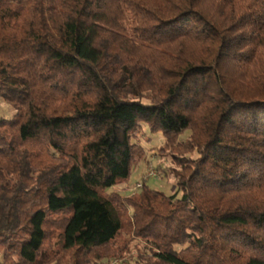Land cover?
Returning a JSON list of instances; mask_svg holds the SVG:
<instances>
[{
    "label": "trees",
    "instance_id": "1",
    "mask_svg": "<svg viewBox=\"0 0 264 264\" xmlns=\"http://www.w3.org/2000/svg\"><path fill=\"white\" fill-rule=\"evenodd\" d=\"M0 101V264H264V0H0Z\"/></svg>",
    "mask_w": 264,
    "mask_h": 264
},
{
    "label": "rangeland",
    "instance_id": "2",
    "mask_svg": "<svg viewBox=\"0 0 264 264\" xmlns=\"http://www.w3.org/2000/svg\"><path fill=\"white\" fill-rule=\"evenodd\" d=\"M12 113L13 111L10 107L0 101V116L9 118ZM139 140L145 149L144 158L139 160L133 167L128 182L119 184L109 191L118 193L124 197L131 196L137 193L138 190H133V188H135L134 186L144 182L148 186L160 190L165 194H172L175 191L173 180L171 176L164 171L165 166L168 164V160L156 155L157 148L162 142L160 135L150 136L144 131L143 136ZM151 171L153 173L152 175L149 173ZM127 260L128 258L126 257H116L109 262L102 261L98 264H126Z\"/></svg>",
    "mask_w": 264,
    "mask_h": 264
},
{
    "label": "built area",
    "instance_id": "3",
    "mask_svg": "<svg viewBox=\"0 0 264 264\" xmlns=\"http://www.w3.org/2000/svg\"><path fill=\"white\" fill-rule=\"evenodd\" d=\"M150 173V175H152L153 173H152V171L151 172H149ZM135 188H133V190H137V189H139L140 187H141V183H139V184H136L135 186H134ZM132 191V190H131Z\"/></svg>",
    "mask_w": 264,
    "mask_h": 264
}]
</instances>
